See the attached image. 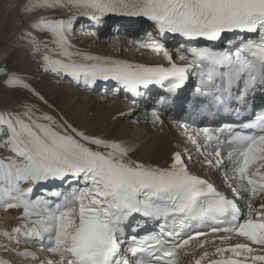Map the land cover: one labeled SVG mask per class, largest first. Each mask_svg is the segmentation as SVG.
I'll use <instances>...</instances> for the list:
<instances>
[{"label":"snow or ice","instance_id":"snow-or-ice-1","mask_svg":"<svg viewBox=\"0 0 264 264\" xmlns=\"http://www.w3.org/2000/svg\"><path fill=\"white\" fill-rule=\"evenodd\" d=\"M57 9L67 18L45 14ZM19 15L34 17L22 36L57 82L67 76L91 90L111 80L116 92L136 96L150 85L163 88L168 96L146 114L153 127L162 130L172 97L190 76L199 80L194 99L251 118L198 128L187 137L192 149L173 152L167 167L151 166L132 159L136 147L130 142L89 133L44 111L41 105L51 106L39 92L0 68L5 87L26 90L35 101L0 108V150L6 153L0 154V208L22 210L21 224L0 233L9 242L0 249L31 264H178L179 250L187 254L196 240L202 251L194 264H264V111L253 112L247 99L264 91V0H26ZM108 15L142 17L156 35L182 39L174 49L151 31L134 41L162 56L164 63L155 65L76 50L70 41L75 20L86 17L101 26ZM193 152L209 168L223 169L232 198L190 171ZM50 181L60 187L33 198L36 186ZM148 220L158 230L134 234ZM202 236H219L220 242ZM234 237L246 243H230ZM22 242L55 259L19 251ZM0 264L11 262L0 258Z\"/></svg>","mask_w":264,"mask_h":264},{"label":"bare ground","instance_id":"bare-ground-1","mask_svg":"<svg viewBox=\"0 0 264 264\" xmlns=\"http://www.w3.org/2000/svg\"><path fill=\"white\" fill-rule=\"evenodd\" d=\"M25 2L26 0H0V68H7L9 73L20 76L25 83L39 92L51 106L41 105L49 114L57 117L58 114L63 115L73 126L89 133L128 141L136 147L132 159L151 166L167 167L172 153L184 148L181 142L182 132L177 134L173 126L165 120L162 130L153 127L150 118L146 119L144 111L131 105V101L123 100L118 103V99L104 98L99 93L94 94L84 90L82 85L75 87L65 77L57 82L59 78L44 71V63L40 55L32 54L28 39L22 36L25 30L30 31L29 23L34 18L30 15L23 17L19 15V7ZM13 3L16 7L10 8L9 5ZM45 14L64 19L68 15L59 9ZM83 18L78 17L75 20L73 31L74 27L79 25V20ZM70 41L76 50L104 58L145 65L153 62L151 61L153 55L135 51V46L129 37H115V40L108 44L104 38L86 39L72 32ZM25 99L34 101L31 93L26 90L5 87L4 77L0 76V108L12 106ZM122 112L125 113L124 116H120ZM0 154L6 153L0 150ZM203 161L204 158L195 154L188 164L190 171L209 180L217 189L223 191L222 188L228 184H224L215 173L208 174V168L202 165ZM224 192L227 194V191ZM8 211L6 213L12 214L11 220L7 221L10 217L8 214H4L3 218L0 217V233L5 231L11 233L13 227L19 226L21 212L17 213L15 209ZM0 244H9V242H3V237L0 235ZM9 246L17 247L14 243ZM206 247L212 250L211 246ZM25 249L22 244L18 246L19 251ZM201 251L194 247L193 252L185 258V264H193ZM0 258L9 260L11 264H31L27 260L21 261L15 253L2 249H0Z\"/></svg>","mask_w":264,"mask_h":264},{"label":"water","instance_id":"water-1","mask_svg":"<svg viewBox=\"0 0 264 264\" xmlns=\"http://www.w3.org/2000/svg\"><path fill=\"white\" fill-rule=\"evenodd\" d=\"M161 63H164V62H161Z\"/></svg>","mask_w":264,"mask_h":264},{"label":"rangeland","instance_id":"rangeland-1","mask_svg":"<svg viewBox=\"0 0 264 264\" xmlns=\"http://www.w3.org/2000/svg\"><path fill=\"white\" fill-rule=\"evenodd\" d=\"M109 44V43H108ZM108 46V45H107Z\"/></svg>","mask_w":264,"mask_h":264}]
</instances>
